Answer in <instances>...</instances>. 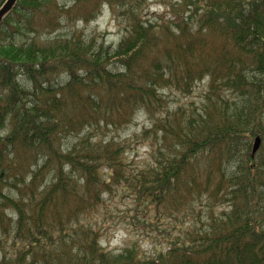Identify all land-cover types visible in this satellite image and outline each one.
<instances>
[{
  "label": "trees",
  "instance_id": "1",
  "mask_svg": "<svg viewBox=\"0 0 264 264\" xmlns=\"http://www.w3.org/2000/svg\"><path fill=\"white\" fill-rule=\"evenodd\" d=\"M59 1L17 0L0 23V264H264V0H159L174 17L155 22L144 0ZM103 6L124 23L115 48L75 30L34 38ZM202 82L199 101H167ZM136 113L139 172L125 143L93 134ZM118 189L148 225L204 222L154 258L106 252L90 218Z\"/></svg>",
  "mask_w": 264,
  "mask_h": 264
},
{
  "label": "rangeland",
  "instance_id": "2",
  "mask_svg": "<svg viewBox=\"0 0 264 264\" xmlns=\"http://www.w3.org/2000/svg\"><path fill=\"white\" fill-rule=\"evenodd\" d=\"M59 2L68 6L72 4L70 0H60ZM176 2L178 0H172V4ZM143 9L145 19L153 22L160 18L169 19L174 17L159 0H144ZM179 14L181 13L179 12ZM73 30L81 33L84 37H94L98 44L104 42L105 46L115 48L123 37L124 23L121 19L114 18L109 8L103 6L99 16L89 24L66 25L61 30L49 34L42 33V35H36L34 38L44 39L67 34ZM110 69L117 70L118 66H110ZM61 78L59 80L63 84L65 79L64 77ZM20 81L24 85L27 83L22 79ZM205 88L206 83L202 82L196 86L192 95L187 98H183L178 93H167L166 99L169 103L179 102L182 104H186L188 101H199ZM147 128H149L147 118L141 113H136L124 127L118 129L103 128L100 131H93V134L102 135L105 138L113 137L125 143L127 148L125 158L128 168L134 172H139L151 163L150 148L143 144L142 137V132ZM2 135H4V132ZM72 140L71 137L64 144ZM200 210L201 212L204 211L203 208H200ZM143 211V207L137 206L136 199L130 192L118 189L113 195L106 196L103 206L90 218L91 225L98 229L101 234L100 247L110 253L117 254L123 250H134L141 254L142 258H154L159 250H166L167 241L177 233L174 231L175 227L185 229L191 223H196L199 226L204 222L203 214L199 217L196 213L191 217L179 215L169 219L166 218L162 224L148 225L142 220L141 213Z\"/></svg>",
  "mask_w": 264,
  "mask_h": 264
},
{
  "label": "water",
  "instance_id": "3",
  "mask_svg": "<svg viewBox=\"0 0 264 264\" xmlns=\"http://www.w3.org/2000/svg\"><path fill=\"white\" fill-rule=\"evenodd\" d=\"M17 0H6L0 7V23L6 14H8L12 8L14 7ZM261 144V140L259 137L255 138L252 145V156H254Z\"/></svg>",
  "mask_w": 264,
  "mask_h": 264
}]
</instances>
